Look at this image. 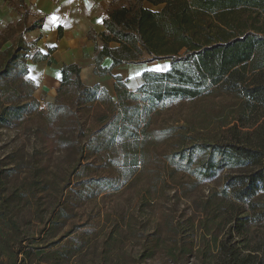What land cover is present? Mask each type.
Returning a JSON list of instances; mask_svg holds the SVG:
<instances>
[{"label": "rangeland", "instance_id": "obj_1", "mask_svg": "<svg viewBox=\"0 0 264 264\" xmlns=\"http://www.w3.org/2000/svg\"><path fill=\"white\" fill-rule=\"evenodd\" d=\"M18 36L14 25L0 34V66ZM168 61L132 65L127 78ZM31 88L10 78L0 102L21 101ZM73 94L58 95L70 113L49 119L54 98L21 125L0 126V167L12 168L0 178V263L24 256V264H219L220 240L245 248L251 238L234 230L221 188L230 169L205 181L168 160L190 143L222 138L234 105L207 95L149 111L142 97L114 103L103 93L79 107Z\"/></svg>", "mask_w": 264, "mask_h": 264}, {"label": "trees", "instance_id": "obj_2", "mask_svg": "<svg viewBox=\"0 0 264 264\" xmlns=\"http://www.w3.org/2000/svg\"><path fill=\"white\" fill-rule=\"evenodd\" d=\"M102 24L94 52L99 70L106 69L101 67L104 57L112 67L161 58L169 59V67L142 72L136 91L119 79L115 96H110L106 89L84 85L76 64L63 65L58 93L46 104V116L54 120L71 112L70 105L58 102L66 89L73 91V104L79 107L106 93L114 103L126 96L142 97L149 111L207 95L222 96L236 108L232 121L221 125L223 137L190 143L169 154L168 160L205 181L220 169H230L222 176V193L235 210L234 230L251 240L243 249L220 240L219 264H264V0H113ZM39 25L27 23L26 11L20 13L18 40L2 50L0 87L19 78L32 83V88L21 101L0 102V126L13 128L42 113L32 96L33 81L26 77L30 43L23 39L27 30ZM6 40L4 36L1 43ZM125 120L131 118L122 117ZM11 170L0 167V178ZM147 257V252L140 255ZM25 261L23 256L20 264ZM0 264L19 263L17 256H10Z\"/></svg>", "mask_w": 264, "mask_h": 264}, {"label": "crops", "instance_id": "obj_3", "mask_svg": "<svg viewBox=\"0 0 264 264\" xmlns=\"http://www.w3.org/2000/svg\"><path fill=\"white\" fill-rule=\"evenodd\" d=\"M113 0H0V34L7 27L16 26L20 13L26 11L27 23L37 21L40 25L27 30L25 41L30 43L25 61L28 65L26 77L33 81L32 96L39 105L52 101L60 85V68L76 64L78 75L86 86H98L115 96L117 81L124 83L130 91L141 84L142 72L137 80L129 81L128 71L132 65L144 62L121 63L111 66L104 57L99 70L94 60L98 38L104 27L102 19ZM57 17L54 21L51 17ZM169 67V61L168 66ZM165 68V69H167ZM117 77H119L117 79Z\"/></svg>", "mask_w": 264, "mask_h": 264}, {"label": "snow or ice", "instance_id": "obj_4", "mask_svg": "<svg viewBox=\"0 0 264 264\" xmlns=\"http://www.w3.org/2000/svg\"><path fill=\"white\" fill-rule=\"evenodd\" d=\"M51 19L55 21V20L57 19V17L53 16V17H51ZM155 70L162 71V70H164V67H163V66H159V65H157L156 68H155ZM58 75H59V74H58ZM134 75H135V76H139L140 73H139V72H136ZM31 78L34 79V77H31ZM130 78H131V77H130Z\"/></svg>", "mask_w": 264, "mask_h": 264}]
</instances>
